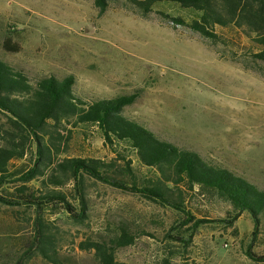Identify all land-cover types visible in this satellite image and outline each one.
Returning a JSON list of instances; mask_svg holds the SVG:
<instances>
[{
	"label": "rangeland",
	"instance_id": "rangeland-1",
	"mask_svg": "<svg viewBox=\"0 0 264 264\" xmlns=\"http://www.w3.org/2000/svg\"><path fill=\"white\" fill-rule=\"evenodd\" d=\"M197 18L163 2L144 16L127 0H109L104 13L96 0H0V60L33 82L74 76V93L86 101L139 92L126 117L264 190V62L242 31L216 26L210 39L190 28ZM6 124L0 112V128ZM60 130L62 157H114L98 127ZM32 162L15 161L12 170ZM88 185L85 223H75L62 205L43 211L60 264H99L81 243L114 235L120 224L137 240L116 251L119 262L264 264V229L254 235L252 216L234 220L233 207L212 192H188L180 212L100 182ZM72 189L62 190L79 212ZM35 216L34 209L0 204V264H52L36 251Z\"/></svg>",
	"mask_w": 264,
	"mask_h": 264
},
{
	"label": "trees",
	"instance_id": "trees-1",
	"mask_svg": "<svg viewBox=\"0 0 264 264\" xmlns=\"http://www.w3.org/2000/svg\"><path fill=\"white\" fill-rule=\"evenodd\" d=\"M127 1L144 16L162 2L193 10L198 18L191 22L190 28L210 39L217 38L213 32L216 26L235 27L257 46L259 51L254 57L264 62V0ZM96 5L104 13L109 0H96ZM174 20L178 25L185 23L182 18ZM75 84L74 76L62 80L50 76L33 82L0 60V112L7 118V124L0 128V204L35 210L38 255L52 264H60L57 241L43 211L52 205H62L75 223H85L89 217V180L169 205L180 212H185L188 192L195 189L212 192L233 207L234 220L248 212L255 221L253 234L261 233L264 190L228 169L211 165L195 151L159 138L126 117L125 108L137 101L139 92L86 101L74 93ZM66 124L98 127L114 157L109 161L62 157L67 152L60 129ZM133 155L145 172L134 166ZM28 156H32L30 165L12 170L15 161ZM67 184H72V199L78 202L79 212L69 194L62 190ZM136 240L128 226L120 224L116 234L83 242L80 247L94 250L99 264H127L119 262L115 253L134 245Z\"/></svg>",
	"mask_w": 264,
	"mask_h": 264
}]
</instances>
